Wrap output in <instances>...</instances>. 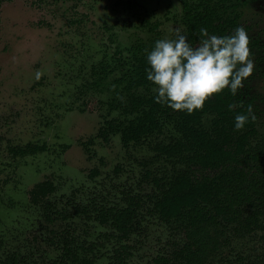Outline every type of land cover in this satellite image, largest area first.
<instances>
[{
  "label": "rangeland",
  "instance_id": "obj_1",
  "mask_svg": "<svg viewBox=\"0 0 264 264\" xmlns=\"http://www.w3.org/2000/svg\"><path fill=\"white\" fill-rule=\"evenodd\" d=\"M0 5V264L12 257L18 264H59L63 237L79 248V258L108 264L117 247L111 228L91 217L100 205L124 206L128 194L145 204L138 230L122 243L130 247L126 263L153 264L181 235L147 211L153 186L142 179L139 162L152 153L146 145H123L119 133L101 135L100 128L106 119L128 114L132 99L154 97L152 84H133L134 76L122 77L121 67L131 68L133 46L149 41L142 23H158L160 39L183 28L181 0ZM239 13L264 46V0H246ZM251 58L253 73L244 87L261 108L257 138L264 139V51ZM42 182L54 186L44 201L66 217L48 223L31 201V190ZM263 238L264 222L253 234L233 238L213 264H234L239 257L259 262Z\"/></svg>",
  "mask_w": 264,
  "mask_h": 264
},
{
  "label": "trees",
  "instance_id": "obj_2",
  "mask_svg": "<svg viewBox=\"0 0 264 264\" xmlns=\"http://www.w3.org/2000/svg\"><path fill=\"white\" fill-rule=\"evenodd\" d=\"M226 1L220 0V4L211 7L199 5L197 1L183 4L185 29L181 32L193 45L198 42L201 27L211 34L230 35L236 27L242 26L238 19L228 14L231 7L225 5ZM242 27L248 31L246 26ZM150 31L155 32V29L151 27ZM157 39L159 35L144 43L140 55L135 56L131 64L134 76L137 74L143 85L150 82L145 72L147 51ZM249 49L252 55V52L264 51V46L249 38ZM233 103L239 106L230 109ZM131 106L133 111L128 113L125 122L108 121L106 128L120 132L121 142L127 147L131 143L149 148L152 155L139 162L142 179L153 186L151 201L149 196L146 198L152 203L147 211L161 222L173 223L181 235L179 241L171 243V251L153 258V264H213L214 258L233 238L242 239L261 229L264 222V139L257 138L261 108L255 96L247 93L244 87L234 97L226 88L206 100L204 107L191 115L158 104L153 97L132 99ZM249 107L256 119L235 131L234 116L246 113ZM51 191L53 187L49 183L39 184L31 191V200L41 204L49 222L54 220L53 212L59 214L52 210L51 203L44 202ZM140 197L128 194L124 206L95 208L94 219L111 228L110 238L117 245L108 264H127L130 247L122 243L139 228L138 217L145 204ZM90 245L91 248L95 246ZM262 247L259 262L255 258L249 261L239 257L234 264H264V238ZM76 248L72 241L63 239V254L58 263L90 264L78 257ZM18 263L19 260L12 257L10 263L3 264Z\"/></svg>",
  "mask_w": 264,
  "mask_h": 264
},
{
  "label": "clouds",
  "instance_id": "obj_3",
  "mask_svg": "<svg viewBox=\"0 0 264 264\" xmlns=\"http://www.w3.org/2000/svg\"><path fill=\"white\" fill-rule=\"evenodd\" d=\"M174 38H161L147 51L145 72L152 84L156 103L191 115L204 107L214 94L228 89L232 96L244 88V81L253 73L254 62L249 49V36L242 26L230 35L211 34L201 27L198 42L193 43L179 28ZM239 106L238 103L229 108ZM255 114L234 116V130L240 131Z\"/></svg>",
  "mask_w": 264,
  "mask_h": 264
},
{
  "label": "flooded vegetation",
  "instance_id": "obj_4",
  "mask_svg": "<svg viewBox=\"0 0 264 264\" xmlns=\"http://www.w3.org/2000/svg\"><path fill=\"white\" fill-rule=\"evenodd\" d=\"M196 1H197V3L199 2L198 0H181V2H182V17H181V23H182V26H183V28L182 29H180V30H184L185 29V24H184V7H183V4L184 3H188V4H194V3H196ZM221 2H220V0H203V4H208L210 7L211 6H213L214 4L216 5V4H220ZM246 3V0H227L226 2H225V5L226 6H228V7H231V9L228 11V14H230L231 15V17H235L236 19H238V21H239V23L242 25V26H246L247 27V29H248V31H247V34H248V36H249V38H250V40L251 41H253V42H256V41H254L253 39H252V37L250 36V33H249V31L251 30V27L248 25H243L242 23H241V15H240V13H239V8L242 6V5H244ZM202 4V5H203ZM0 7H1V5H0ZM193 10H195L194 8H193ZM197 11L199 10V8H197L196 9ZM195 10V11H196ZM237 16V17H236ZM220 18H221V16H219ZM142 26L145 28V30L147 31V33H149V35H150V37H149V39L150 38H155L156 36H158V35H160V32H159V30H158V28H159V24L158 23H150L149 21H146V22H144V23H142ZM151 27H153L154 29H155V32H151L150 31V28ZM144 43H147V41H141V42H139V43H137L136 45H134L133 47L135 48V52L131 55V63H130V65L131 64H133L134 63V57L135 56H137V55H140L139 54V52L141 51V47H142V45L144 44ZM121 69L123 70V75H122V77H125L127 74H131L132 76H134V74H133V67H131V68H128V67H126V66H122L121 67ZM134 79H135V82H132L133 84H135V85H140V86H142L143 84H142V82L139 80V78H138V75L137 74H135V76L133 77ZM133 78H132V81H133ZM118 81H120V80H118ZM150 83V82H149ZM130 105H131V102H130ZM130 105H129V107H130ZM130 111H133L132 110V106L130 107ZM127 118H128V114H125V115H123V118H114V117H112V118H110V119H106L104 122H103V125H102V127L100 128V134L101 135H105V136H107V135H109V134H114V133H119L120 134V132H118V131H116V130H109V129H107L106 128V122H108V121H112V120H121V122H125L126 120H127ZM104 130V131H103ZM111 132H113V133H111ZM122 143V142H121ZM33 149H36V150H40L41 148H38V147H33ZM42 183H49V182H42ZM42 183H39V184H42ZM39 184H36L35 186H37V185H39ZM49 184H51V183H49ZM52 185V184H51ZM35 186L33 187V189L35 188ZM52 187H53V190H54V186L52 185ZM33 189L31 190V191H33ZM52 192V191H51ZM50 192V193H51ZM49 195V193L45 196V198H44V200L46 199V197ZM30 198H31V192H30ZM32 201V200H31ZM33 202V201H32ZM44 202H48V201H44ZM34 203V202H33ZM50 203V202H49ZM35 204V203H34ZM37 205H39L40 207H41V209H42V211H43V207L41 206V204H37ZM53 205V204H52ZM54 206V205H53ZM52 210H54V211H58V209H55V207H53L52 208ZM94 211H95V209H94ZM84 212H85V210H84ZM54 214H52L51 215V217H53V219H55L58 215H61V216H63V217H66L67 216V213H65L64 211H62V210H60L59 211V214H55V212H53ZM66 215V216H65ZM43 217H44V219H45V216L43 215ZM91 218H94V214L92 215V217ZM46 220V219H45ZM47 221V220H46ZM48 223H49V221H47ZM53 222V221H52ZM51 222V223H52ZM63 239H65L64 237H63ZM62 243H63V241H62ZM153 261V260H152ZM153 263V262H152Z\"/></svg>",
  "mask_w": 264,
  "mask_h": 264
}]
</instances>
